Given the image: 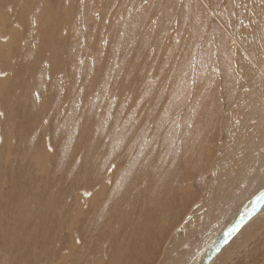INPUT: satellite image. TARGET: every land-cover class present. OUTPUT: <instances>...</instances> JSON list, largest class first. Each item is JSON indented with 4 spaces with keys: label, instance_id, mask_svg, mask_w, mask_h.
I'll return each mask as SVG.
<instances>
[{
    "label": "rangeland",
    "instance_id": "rangeland-1",
    "mask_svg": "<svg viewBox=\"0 0 264 264\" xmlns=\"http://www.w3.org/2000/svg\"><path fill=\"white\" fill-rule=\"evenodd\" d=\"M54 3L49 19L36 13L39 0H0V264H99L100 258L104 264H195L242 213L245 223L207 263L264 264V202L251 210L264 190V45L257 48L259 59L247 55L253 72L242 88V103L237 90L225 106L231 111L240 105L232 130L218 135L199 176H183L176 185L181 206L175 207V219L166 217L164 239L140 256L117 262L100 242L95 206L112 189L111 175L124 169L126 159L156 130L157 122L147 118L153 104L160 110L196 108V103H187L197 92L198 59L209 60L213 47L208 44L221 31L230 42L217 16L223 0ZM25 17L27 25L20 26ZM53 17L58 19L53 22ZM40 22L47 27L43 25L44 37L37 42L31 37ZM45 48L55 74L36 78L35 61ZM47 65V60L41 62L42 69ZM38 79L40 93L33 86ZM185 84L182 104L176 93L185 91ZM9 95L6 108L4 96ZM25 95L40 104L36 111L52 107V130L43 120H34V107L25 108V103L14 115ZM118 103L124 109H115ZM25 112L32 115L28 124L23 122ZM179 114L167 117L165 122L170 121L163 126L177 121ZM149 123L152 129L147 131Z\"/></svg>",
    "mask_w": 264,
    "mask_h": 264
},
{
    "label": "bare ground",
    "instance_id": "bare-ground-1",
    "mask_svg": "<svg viewBox=\"0 0 264 264\" xmlns=\"http://www.w3.org/2000/svg\"><path fill=\"white\" fill-rule=\"evenodd\" d=\"M54 1L55 0H39L38 9L36 8L39 11H36V13L39 12L40 15L39 14L38 15L40 17L42 16L43 18L47 14V17L50 19L48 14L50 16H53L54 11L56 10L54 6L57 4L54 3ZM217 2L219 3L220 0H217ZM48 4L51 5V7ZM68 4L70 3L68 2ZM22 11H24V9ZM217 16L219 18L218 20H220L219 22L222 23L225 31L228 32V36H230V42L228 41V38L226 37L227 34L225 35L224 31H221L220 33L218 31L219 35L217 36L216 40L212 42L211 39L210 41L212 43L208 44L213 47L209 60L206 58L198 59V67H197V75H196L197 80L195 79L197 81L196 84L197 92L195 94V97L190 102L187 103V105H192L196 103L197 104L196 108L189 109L187 107V109L185 108L181 109L182 106L180 108L174 105L175 107L167 108V109L165 108L166 110L165 109L160 110L155 104H153L152 108L149 110L147 114V118H149L151 122H155V123L157 122V126L154 124L156 130L153 131L150 135L147 133L149 135L148 140L145 143L143 141L144 144L137 150L135 155L130 160L126 159L128 161L126 162V164L124 163L125 164L124 169L122 170L119 169L117 172L114 171L116 173H114V175H111L113 176L111 181L112 189L111 190L109 189L108 193H106V191H102V195L106 193L104 195V200H102V202L100 203H98L97 201L98 206H95L94 210L97 209L99 212V219H98V223L100 224L99 239L100 242H102L105 245L106 248L105 254L110 255V257L112 259L117 260V262L120 260H124L126 257L132 259L135 253L137 256H140L139 252H143L145 251V249L146 250L149 249L150 246H152V248L157 247L158 243H160L164 239L166 233L165 230L166 224L168 223V219L166 217L174 215L175 217L173 216V218L171 219H175L179 214L178 213L179 210L177 208H180L181 206L179 197H177L179 194L176 192V185L182 182L181 178L183 176L188 175V177H190L189 174L194 175V177L199 176V173L203 172L206 166V160L203 158H205L206 155L209 154L210 151L212 150L211 145L216 143L218 135L223 134L226 130L227 131L232 130L233 128L232 126L234 123V119L236 118V115L239 112L240 105L239 106L237 105V107L234 106L235 109L232 108L231 111H227L225 109V106L229 102H232V100L235 97V92L237 90L241 91V93L238 92L240 94L239 97L240 99L238 103L239 104L242 103L243 96L245 95V92L242 91V88L246 86L248 76H250L253 72V69L250 66L247 55L249 53H253V56L259 59L257 48L262 44L264 45V0H223V3L219 4L218 6ZM54 19H58V17L57 18L53 17L52 20L53 22ZM21 23L25 26L27 25L26 17L24 18L23 21L21 20L20 24ZM22 24L20 26H23ZM43 25L44 23L41 24V22L39 24H36V26L39 27L32 35L31 37L32 40L34 39L35 41L40 42L43 39L44 36L42 33V27L45 26ZM0 27H2V25ZM45 27H47V25ZM49 34L50 33H48V35ZM202 43L204 44L206 42L204 41ZM45 44H46V40H45ZM41 46H43V44ZM164 49L165 48H163V51ZM43 50H44L43 53L40 56H38L35 61L37 67H36V72L33 76L36 78H40L39 77L40 74H47L48 77H49V73L51 75L55 74L54 71L55 68L53 69L51 65L47 49L45 48ZM209 50H211V48ZM26 51L28 52V50ZM183 52L185 51L183 50ZM18 55H22V53H19ZM183 55L185 54L183 53ZM249 59L250 61L252 60V58ZM43 60L48 61V65L46 66V69L41 68V62ZM51 61L53 64V57L51 58ZM60 61L62 62V60ZM236 71L238 72V75ZM104 72H107V70ZM193 74L195 75L196 73ZM109 75H111V73H109ZM187 85L186 84L184 85L185 91H179L176 93L177 95L176 98H178V101L182 104L186 103L184 97L187 93L185 89ZM33 86L37 93L41 92L42 83L39 82V79H38V83H33ZM65 87L66 86H63V88ZM48 90L49 92L53 91L51 85L48 86ZM28 91L24 92V94L29 95ZM28 95H25L23 98H21L19 103L16 105L14 110V115L16 116L18 115V112H20L19 111L20 106L25 103L26 104L25 108L34 107L33 108L34 114H32L34 120L35 119L37 121L43 120L45 122V126L47 128L48 127L51 128L52 130L56 124L54 110L52 111V107H49L47 109H42L40 111H36L37 109H41L39 107L40 104H38L36 101L35 102L31 101L29 98L30 96ZM160 95H162V93ZM237 95L236 97L238 98ZM10 99H11V95L7 97L4 96V104H5L4 106L6 108H7L6 102L8 103ZM174 100L176 99L174 98ZM134 106L139 107L138 105H134ZM6 108H3V110H5ZM115 109H124V106L123 104L118 103ZM178 111L180 112V114L177 116L178 120L173 121L172 123H169L166 126H163L166 118L177 113ZM32 115L28 116L27 113L25 112L24 114L25 120L23 122L26 124L30 123L32 121L31 119ZM145 125L147 124L145 123ZM150 128H151V123H149V125L146 126V130L148 131V129ZM141 130H143L142 127ZM37 132H40L39 125H37ZM53 136L54 135L52 134V139ZM108 144H110L109 141ZM123 153L121 156H123ZM107 185L108 184L104 186L103 190H106L108 188L109 185L108 186ZM254 200L255 202L251 209L253 212L256 210L255 209L256 203L262 201L264 202V190L261 191L258 194V196L254 198ZM259 211L260 209L255 213L258 212L259 214ZM260 213H262V211ZM245 214L246 213L240 214L241 216L236 218V220L239 219L238 222L236 221L237 222L236 224H232L233 226L231 225L228 228H226L223 231V233H221L216 243L213 246L210 245L209 248L204 251L200 260L195 264H208L207 261L211 259L215 251H218L221 248L224 240H226L227 242V238L238 229V226L240 224L243 225L245 223V220H243ZM260 217L261 216H259L258 219ZM89 253H91L92 255V252ZM97 260L99 264H104L103 259L100 258Z\"/></svg>",
    "mask_w": 264,
    "mask_h": 264
},
{
    "label": "water",
    "instance_id": "water-1",
    "mask_svg": "<svg viewBox=\"0 0 264 264\" xmlns=\"http://www.w3.org/2000/svg\"><path fill=\"white\" fill-rule=\"evenodd\" d=\"M226 242V240H224L223 244Z\"/></svg>",
    "mask_w": 264,
    "mask_h": 264
}]
</instances>
